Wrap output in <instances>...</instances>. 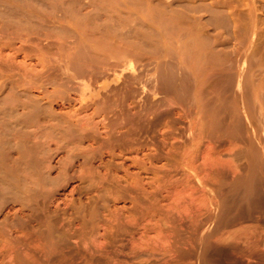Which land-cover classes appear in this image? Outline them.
<instances>
[{
    "label": "rangeland",
    "instance_id": "1",
    "mask_svg": "<svg viewBox=\"0 0 264 264\" xmlns=\"http://www.w3.org/2000/svg\"><path fill=\"white\" fill-rule=\"evenodd\" d=\"M263 22L264 0H0V264H264Z\"/></svg>",
    "mask_w": 264,
    "mask_h": 264
},
{
    "label": "bare ground",
    "instance_id": "2",
    "mask_svg": "<svg viewBox=\"0 0 264 264\" xmlns=\"http://www.w3.org/2000/svg\"><path fill=\"white\" fill-rule=\"evenodd\" d=\"M211 3H212V1H211ZM7 4H8V2H7ZM243 4H245V3H243ZM223 6H224V4H223ZM12 7H13V6H12ZM216 7H218V6H216ZM195 8H196V7H195ZM225 8H226V7H225ZM225 8H224V9H225ZM217 9H218V8H217ZM1 10H2V9H1ZM213 10H215V9H213ZM213 10H212V11H213ZM220 10H221V9H220ZM220 10H218V11H220ZM228 10H229V8H228ZM233 10H234V9H233ZM248 11H249V10H248ZM206 12H207V11H206ZM222 12H224V11H222ZM249 12H250V11H249ZM251 12L254 13L253 10H251ZM1 13H2V12H1ZM212 13H213V12H211V14H212ZM224 13H225V12H224ZM224 13H223V14H224ZM228 13H229V11H228ZM28 14H29V13H28ZM211 14H210V15H211ZM229 14L231 15V13H229ZM254 14H255V13H254ZM235 15H236V14H235ZM255 15H256V14H255ZM216 16H217V15H216ZM231 16H233V20H234V19H235L234 15H231ZM238 16H239V15H238ZM14 17H16V16H14ZM3 18H4V17H3ZM18 18H19V17H18ZM210 18H212V17H210ZM229 18H230V16H229ZM239 18H240V17H239ZM21 19H22V18H21ZM163 19H164V18H163ZM225 19H227V17H226ZM230 19H231V18H230ZM54 20H55V19H54ZM209 20H210V19H209ZM233 20L231 19V21H233ZM235 20H236V19H235ZM235 20H234V21H235ZM256 20H257V19H256ZM258 20H259V19H258ZM166 21H167V20H166ZM227 21H228V20H227ZM234 21H233V22H234ZM14 22H16V21H14ZM57 22H58V21H57ZM179 22H181V21H179ZM229 22H230V20H229ZM238 22H239V21H238ZM243 22H244V21H243ZM255 22H257V21H255ZM260 22H261V20H260ZM207 23H208V22H207ZM216 23H217V22H216ZM231 23H232V22H231ZM258 23H259V22H258ZM263 23H264V22H263ZM219 24H220V22H219ZM219 24H218V25H219ZM225 24H226V23H225ZM229 24H230V23H228V25H229ZM233 24H234V23H233ZM244 24H245V22H244ZM259 24H262V23H259ZM206 25H207V24H205L204 26H206ZM218 25L216 24V26H218ZM230 25H231V24H230ZM230 25H229V26H230ZM262 25H263V24H262ZM9 26H10V25H9ZM64 26H65V25H64ZM67 26H68V25H67ZM212 26H213V25H212ZM224 26H225V25H224ZM224 26H223V27H224ZM242 26H243V24H242ZM258 26H259V25H258ZM14 27H16V26H14ZM31 27H32V26H31ZM76 27H78V26H76ZM206 27H207V26H206ZM219 27H220V26H219ZM230 27H232V26H230ZM239 27H241V26L239 25ZM63 28H64V27H63ZM63 28H62V29H63ZM203 28H204V27H203ZM207 28H208V27H207ZM210 28H211V27H210ZM217 28H218V27H217ZM252 28H253V27H252ZM258 28H259V27H258ZM263 28H264V27H263ZM18 29H19V28H18ZM64 29L67 30V28H64ZM234 29H235V28H234ZM238 29H239V28H238ZM238 29H237V30H238ZM260 29H261V28H260ZM21 30H22V29H21ZM24 30H25V29H24ZM36 30H37V29H35V31H36ZM56 30H57V29H56ZM66 30H65V31H66ZM201 30H202V29H201ZM226 30H227V29H226ZM205 31H206V30H205ZM46 32H47V31H46ZM223 32H224V31H223ZM236 32H237V31H236ZM241 32H242V31H241ZM247 32H248V31H247ZM249 32H250V31H249ZM262 32H264V31L262 30ZM17 33H19V32H17ZM32 33H33V32H32ZM37 33H38V32H37ZM62 33H63V32H62ZM79 33H80V32H79ZM225 33H226V32H225ZM251 33H252V32H251ZM256 33H258V31H257ZM13 34H14V33H13ZM40 34H41V33H40ZM63 34H64V33H63ZM69 34H70V33H69ZM193 34H195V33H193ZM221 34H222V33H221ZM223 34H224V33H223ZM232 34H233V32H232ZM259 34H260V32H259ZM263 34H264V33H263ZM36 35H37V34H36ZM65 35H66V33H65ZM87 35H88V34H87ZM236 35H237V34H236ZM248 35H249V34H248ZM25 36H26V35H25ZM83 36H85V35H83ZM221 36H222V35H221ZM227 36H228V35H227ZM230 36H231V35H230ZM232 36H233V35H232ZM263 36H264V35H263ZM64 37H65V36H64ZM185 37H186V36H185ZM233 37H235V36H233ZM240 37H241V36H240ZM88 38H89V37H88ZM186 38H187V37H186ZM205 38H206V37H205ZM219 38H220V37H219ZM224 38H225V37H224ZM228 38H229V37H228ZM235 38H236V37H235ZM238 38H239V37H238ZM258 38H260V37L258 36ZM262 38H263V37H262ZM7 39H8V38H7ZM220 39H221V38H220ZM225 39H226V38H225ZM232 39H233V38H232ZM241 39H242V38H241ZM247 39H248V38H247ZM256 39H257V38H256ZM179 40H180V39H179ZM203 40H205V39L203 38ZM229 40H230V38H229ZM263 40H264V39H263ZM26 41H27V40H26ZM177 41H178V40H177ZM205 41H207V39H206ZM205 41H204V42H205ZM223 41H225V40H223ZM28 42H29V41H28ZM56 42H57V41H56ZM58 42H59V41H58ZM63 42H64V41H63ZM63 42H62V43H63ZM196 42H197V41H196ZM196 42H195V43H196ZM211 42H212V41H211ZM217 42H218V40H217ZM220 42H221V40H220ZM220 42H218V43H220ZM231 42H232V41H231ZM231 42H230V43H231ZM244 42H245V41H244ZM258 42H259V41H258ZM258 42L256 43V45L258 44ZM261 42H262V41H261ZM14 43H16V42H14ZM29 43H30V42H29ZM180 43H181V42H180ZM184 43H188V42H184ZM193 43H194V42H193ZM199 43H201V42H199ZM205 43H206V42H205ZM207 43H208V42H207ZM225 43H226V42H225ZM225 43H224V44H225ZM3 44H4V43H3ZM42 44H43V43H42ZM42 44H41V45H42ZM57 44H58V43H57ZM57 44H56V45H57ZM69 44H70V43H69ZM71 44H73V43H71ZM78 44H79V43H78ZM86 44H87V43H86ZM196 44H197V43H196ZM214 44H216V41H215ZM224 44H223V45H224ZM241 44H242V43H241ZM246 44H247V42H246ZM9 45H10V43H9ZM41 45H40V46H41ZM43 45H44V44H43ZM53 45H54V44H53ZM76 45H77V44H75V46H76ZM178 45H179V44H178ZM182 45H183V44H182ZM184 45H185V44H184ZM225 45H226V44H225ZM236 45H238V43H237ZM254 45H255V44H254ZM262 45H263V43H262ZM22 46H23V45H22ZM26 46H27V45H26ZM46 46H47V45H46ZM63 46H64V45H63ZM81 46H82V44H81ZM92 46H93V45H92ZM94 46H95V45H94ZM193 46H194V45H193ZM213 46H215V45H213ZM213 46H212V47H213ZM219 46H220V45H219ZM234 46H235V45H234ZM29 47H30V46H29ZM44 47H45V46H44ZM64 47H65V46H64ZM78 47H79V46H78ZM179 47H180V46H179ZM183 47H184V46H183ZM185 47H187V46H185ZM185 47H184V48H185ZM209 47H210V46H209ZM209 47H208V48H209ZM220 47H221V46H220ZM226 47H227V46H226ZM236 47H237V46H236ZM254 47H255V46H254ZM258 47H259V45H258ZM261 47H262V46H261ZM41 48H42V47H41ZM47 48H48V46H47ZM52 48H53V46H52ZM54 48H55V47H54ZM61 48H62V47H61ZM83 48H84V47H83ZM189 48H190V47H189ZM189 48H188V49H189ZM208 48H207V49H208ZM213 48H215V47H213ZM238 48H240V47H238ZM263 48H264V47H263ZM43 49H44V48H43ZM65 49H66V48H65ZM79 49H81V48L79 47ZM180 49H181V47H180ZM207 49H206V51H207ZM226 49H227V48H226ZM44 50H46V49H44ZM52 50L54 51V49H52ZM60 50H61V49H60ZM60 50L57 49V51H60ZM66 50H67V49H66ZM66 50H65V51H66ZM83 50H84V49H83ZM193 50H196V49H192V51H193ZM204 50H205V49H204ZM218 50H219V49H218ZM221 50H222V49H220L218 52H220ZM243 50H244V49H243ZM254 50H255V49H254ZM257 50H258V49H257ZM71 51H72V50H71ZM86 51H87V50H86ZM94 51H96V50H94ZM94 51H93V53H94ZM176 51H178V50H176ZM181 51H182V50H181ZM185 51H186V50H185ZM198 51H199V50H198ZM208 51H209V50H208ZM213 51H214V50H213ZM222 51H223V50H222ZM236 51H237V49H236ZM44 52H45V51H44ZM73 52H74V50H73ZM75 52H77V51H75ZM99 52H100V51H99ZM101 52H102V51H101ZM104 52H105V51H104ZM107 52H108V51H107ZM123 52H124V51H123ZM189 52H191V50H190ZM193 52H194V51H193ZM215 52H217V51H215ZM223 52H225V50H224ZM238 52H239V51H238ZM253 52H255V51H253ZM257 52H258V51H257ZM49 53H50V52H49ZM53 53H54V52H53ZM58 53H60V52H58ZM105 53H106V52H105ZM186 53H187V52H186ZM195 53H196V52H195ZM207 53H208V52H207ZM207 53H206V54H207ZM210 53H212V51H211ZM226 53H227V52H226ZM234 53H235V52H234ZM234 53H233V54H234ZM50 54H52V53H50ZM54 54H55V53H54ZM63 54H64V53H63ZM85 54H86V52H85ZM88 54H89V53H88ZM99 54H100V53H99ZM184 54H185V53H184ZM198 54H199V52H198ZM212 54H215V53H212ZM218 54H219V53H218ZM218 54H215V55L217 56ZM221 54H222V53H221ZM238 54H240V53H238ZM254 54H255V53H254ZM60 55H61V53H60ZM77 55H78V52H77ZM101 55H102V53H101ZM180 55H181V54H180ZM195 55H196V54H195ZM215 55H214V56H215ZM224 55H225V54H224ZM227 55H229V54H227ZM10 56H11V55H10ZM54 56H55V55H54ZM95 56H96V55H95ZM182 56H183V55H182ZM200 56H202V55H200ZM208 56H209V55H208ZM212 56H213V55H212ZM219 56H221V55H219ZM240 56H241V55H240ZM0 57H1V56H0ZM6 57H7V56H6ZM64 57H65V56H64ZM90 57H91V56H90ZM100 57H101V56H100ZM105 57H106V56H105ZM185 57L187 58V56H185ZM185 57H184V59H185ZM203 57H204V56H203ZM206 57H207V56H206ZM206 57H205V59H206ZM80 58H81V57H80ZM86 58H87V57H86ZM190 58H191V57H190ZM190 58H188V60H191ZM195 58H196V57H195ZM217 58H218V56L216 57V59H217ZM228 58H229V57H228ZM241 58H243V57H241ZM260 58H261V57H260ZM262 58H263V57H262ZM64 59H65V58H64ZM78 59H79V58H78ZM218 59H219V58H218ZM222 59H223V58H222ZM233 59H234V58H232V60H233ZM237 59H238V58H235V60H237ZM59 60H60V59H59ZM66 60H67V59H66ZM83 60H84V59H83ZM209 60H210V58H209ZM219 60H220V59H219ZM229 60H231V58H229ZM256 60H257V59H256ZM43 61H44V60H43ZM73 61H74V60H73ZM79 61H80V60H79ZM111 61H112V60H111ZM111 61L109 62V64L111 63ZM118 61H119V60H118ZM205 61H207V60H205ZM211 61L213 62V60H211ZM211 61H209V63H211ZM221 61H222V60H221ZM250 61H251V60H250ZM53 62H54V61H53ZM112 62H114V61H112ZM182 62H183V64H185L184 61H182ZM195 62H196V61H195ZM222 62H223V61H222ZM224 62H225V61H224ZM255 62H257V61H255ZM259 62H260V61H259ZM262 62H263V61H262ZM4 63H5V62H4ZM12 63H13V62H12ZM42 63H43V62H42ZM62 63H63V61H62ZM72 63H73V62H72ZM105 63H106V61H105ZM173 63H174V62H173ZM186 63H187V62H186ZM189 63H190V62H189ZM216 63H218V62H216ZM228 63H229V62H228ZM237 63H238V62H237ZM239 63H241V62H239ZM239 63H238V64H239ZM249 63H250V62H249ZM58 64H59V63H58ZM65 64H66V62H65ZM70 64H71V63H70ZM91 64H92V63H91ZM96 64H97V63H96ZM113 64H114V63H113ZM177 64H179V63L177 62ZM198 64H199V63H198ZM205 64H206V63H205ZM212 64H214V63H212ZM222 64H223V63H222ZM230 64H231V63H230ZM238 64H237V66H238ZM246 64H247V63H246ZM253 64H255V63H253ZM261 64H262V63H261ZM67 65H69V64H67ZM98 65H99V64H98ZM107 65H108V64H107ZM210 65H211V64H210ZM216 65H217V64H216ZM233 65H234V64H233ZM257 65H258V64H257ZM55 66H56V65H55ZM69 66H70V65H69ZM76 66H77V64H76ZM103 66H104V65H103ZM103 66H102V67H103ZM195 66H196V65H195ZM198 66H199V65H198ZM220 66H221V65H220ZM249 66H250V65H249ZM255 66H256V65H255ZM61 67H62V66H61ZM77 67H78V66H77ZM170 67H171V66H170ZM209 67H210V66H209ZM218 67H219V66H218ZM235 67H236V66H235ZM235 67H234V68H235ZM250 67H251V66H250ZM250 67H249V68H250ZM260 67H261V66H260ZM57 68H58V67H57ZM71 68H72V67H71ZM100 68H101V67H100ZM172 68H173V67H172ZM221 68H222V67H221ZM230 68H231V67H230ZM232 68H233V67H232ZM237 68H239V67H237ZM251 68H253V67H251ZM258 68H259V67H258ZM67 69H68V68H67ZM102 69H103V68H102ZM102 69H101V71H102ZM165 69H166V68H165ZM183 69H184V68H183ZM208 69H209V68H208ZM210 69H212V68H210ZM222 69H223V68H222ZM227 69H228V68H227ZM262 69H263V67H262ZM49 70H50V69H49ZM99 70H100V69H99ZM104 70H105V68H104ZM138 70H139V69H138ZM204 70H205V69H204ZM248 70H250V69H248ZM257 70H258V69H257ZM34 71H35V70H34ZM55 71H56V69H55ZM77 71H78V70H77ZM85 71H86V70H85ZM139 71H140V70H139ZM150 71H151V70H150ZM202 71H203V70H202ZM219 71H220V70H219ZM238 71H239V70H238ZM254 71H255V69H254ZM45 72H46V71H45ZM75 72H76V71H75ZM103 72H104V71H103ZM137 72H138V71H137ZM147 72H148V71H147ZM173 72H174V71H173ZM175 72H176V71H175ZM187 72H188V71H187ZM187 72H186V73H187ZM208 72H209V71H208ZM250 72H253V70H252V71L250 70ZM261 72H262V71H261ZM261 72L259 71V73H261ZM41 73H42V72H41ZM73 73H74V72H73ZM143 73H144V72H143ZM161 73H162V72H161ZM171 73H172V72H171ZM188 73H189V72H188ZM196 73H197V72H196ZM202 73H203V72H202ZM217 73H218V72H217ZM253 73H254V72H253ZM56 74H57V73H56ZM56 74H55V75H56ZM59 74H60V72H59ZM63 74H64V73H63ZM85 74H86V73H85ZM98 74H99V73H98ZM101 74H102V73H100V75H101ZM150 74H151V73H150ZM174 74H175V73H174ZM205 74H206V73H205ZM245 74H246V73H245ZM39 75H40V74H39ZM70 75H71V74H70ZM76 75H77V74H76ZM100 75H99V76H100ZM104 75H105V74H104ZM147 75H149V74H147ZM151 75H152V74H151ZM159 75H160V73H159ZM164 75H165V74H164ZM191 75H192V74H191ZM200 75H202V74L200 73ZM247 75H248V74H247ZM247 75H245V76H247ZM258 75H259V74H258ZM49 76H50V75H49ZM52 76H53V75H52ZM57 76H58V75H57ZM59 76H60V75H59ZM162 76H163V75H162ZM189 76H190V74H189ZM204 76H205V75H204ZM204 76H203V77H204ZM235 76H236V75H235ZM237 76H238V75H237ZM260 76H261V75H260ZM262 76H263V73H262ZM64 77H65V76H64ZM73 77H74V76H73ZM92 77H93V76H92ZM124 77H125V76H124ZM139 77H140V76H139ZM163 77H164V76H163ZM176 77H177V76H176ZM201 77H202V76H201ZM263 77H264V76H263ZM26 78H27V77H26ZM45 78H46V77H45ZM48 78H49V77H48ZM95 78H96V77H95ZM100 78H101V77H100ZM142 78H144V77H142ZM161 78H162V77H161ZM166 78H167V77H166ZM180 78H181V76H180ZM192 78H193V77H192ZM245 78H246V77H245ZM52 79H53V78H52ZM52 79H51V80H52ZM102 79H103V77H102ZM123 79H124V78H123ZM138 79H139V78H138ZM158 79H159V78H158ZM185 79H186V77H185ZM247 79H248V78H247ZM247 79H246V80L244 79V81H246V83H247ZM8 80H9V79H8ZM42 80H43V79H42ZM48 80H49V79H48ZM53 80H54V79H53ZM64 80H66V79H64ZM103 80H104V79H103ZM124 80H125V79H124ZM187 80H188V79H187ZM200 80H201V79H200ZM258 80H259V79H258ZM44 81H45V80H44ZM130 81H131V80H130ZM164 81H166V80H164ZM24 82H25V81H24ZM28 82H29V81H28ZM47 82H48V81H47ZM67 82H68V80H67ZM105 82H106V81H105ZM105 82H104V83H105ZM136 82H137V81H136ZM140 82H142V81H140ZM182 82H183V81H182ZM193 82H194V81H193ZM257 82H258V81H257ZM44 83H45V82H44ZM57 83H58V82H57ZM111 83H112V82H111ZM116 83H117V82H116ZM132 83L134 84V82H132ZM138 83H139V82H138ZM156 83H157V82H156ZM163 83H164V82H163ZM170 83H171V81H170ZM175 83H176V82H175ZM195 83H197V82H195ZM24 84H25V83H24ZM39 84H40V82H39ZM51 84H52V83H51ZM66 84H67V83H66ZM119 84H120V83H119ZM119 84H117V85H119ZM123 84H124V83H123ZM143 84H144V83H143ZM166 84H167V82H166ZM13 85H14V84H13ZM45 85H46V84H45ZM49 85H50V84H48V86H49ZM64 85H65V84H64ZM103 85H104V84H103ZM109 85H110V84H109ZM112 85H113V84H112ZM117 85H116V86H117ZM254 85H255V84H254ZM25 86H27V85H25ZM37 86H38V85H37ZM62 86H63V85H62ZM107 86H108V84H107ZM131 86H132V84H131ZM139 86H140V85H139ZM142 86H143V85H142ZM145 86H146V85H145ZM242 86H244V85H242ZM6 87H7V86H6ZM33 87H34V86H33ZM41 87H42V86H41ZM108 87H109V86H108ZM110 87H111V86H110ZM117 87H118V86H117ZM122 87H123V86H122ZM126 87H127V85H125L124 88H126ZM133 87H134V86H133ZM245 87H246V86H245ZM25 88H26V87H25ZM27 88H28V86H27ZM29 88H30V87H29ZM43 88H44V87H43ZM63 88H65V87H63ZM67 88H68V87H67ZM119 88H121V87H119ZM119 88H118V89H119ZM137 88H139V87H137ZM150 88H151V86H150ZM31 89H32V87H31ZM114 89H115V88H114ZM116 89H117V88H116ZM128 89H129V88H128ZM141 89L143 90V88H141ZM195 89H196V88H195ZM257 89L259 90V88H257ZM37 90H38V89H37ZM67 90H68V89H67ZM104 90H105V89H104ZM109 90H110V89H109ZM130 90H131V88H130ZM133 90H134V89H133ZM142 90H141V91H142ZM145 90H147V89H145ZM145 90H143V91H145ZM262 90H263V89H262ZM113 91H114V90H113ZM113 91H112V92H113ZM115 91H117V90H115ZM120 91H121V89H120ZM143 91H142V92H143ZM102 92H103V91H102ZM123 92H124V91H123ZM130 92H134V91H130ZM136 92H137V91H136ZM138 92H139V90H138ZM261 92H262V91H261ZM125 93H126V92H125ZM128 93H129V92H128ZM128 93H127V94H128ZM252 93H253V92H252ZM259 93H260V92H259ZM118 94H120V93H118ZM131 94H133V93H131ZM136 94H137V93H136ZM31 95H32V94H31ZM115 95H116V94H115ZM115 95H114V96H115ZM133 95H134V94H133ZM137 95H138V94H137ZM140 95H141V94H140ZM253 95H254V94H253ZM120 96H122V95H120ZM142 96H143V95H142ZM258 96H259V95H258ZM115 97H116V96H115ZM117 97H118V96H117ZM123 97H125V96H123ZM127 97H128V96H127ZM120 98H121V97H120ZM252 98H253V97H252ZM262 98H263V96H262ZM105 99H106V98H105ZM116 99H117V98H116ZM118 99H119V98H118ZM123 99L125 100V98H123ZM256 99H257V98H256ZM121 100H122V99H121ZM127 100H128V99H127ZM261 100H263V99H261ZM100 101H101V100H100ZM111 101H112V100H111ZM113 101H114V100H113ZM116 101H119V100H116ZM114 102H115V101H114ZM114 102H113V103H114ZM124 102H125V101H124ZM139 102H140V101H139ZM101 104H103V103H101ZM101 104H100V106H101ZM107 104H109V103H107ZM110 104H111V103H110ZM110 104H109V105H110ZM103 105H104V104H103ZM140 106H141V105H140ZM141 107H142V106H141ZM100 108H104V107H100ZM111 108H112V107H111ZM117 108H118V107H117ZM117 108H116V109H117ZM120 109H121V108H120ZM98 112H99V111H98ZM117 112H118V110H117ZM29 115H30V114H29ZM8 116H9V115H8ZM0 117H1V116H0ZM28 117H29V116H28ZM52 118H53V117H52ZM54 118H56V117H54ZM2 119H3V118H2ZM50 119H51V118H50ZM30 120H31V118H30ZM25 121H26V120H25ZM49 121H51V120H49ZM59 121H60V120H59ZM59 121H57V122H59ZM27 122H28V120H27ZM31 122H32V121H31ZM51 122H52V121H51ZM29 123H30V122H29ZM47 123H48V122H47ZM23 124H24V123H22V125H23ZM25 124H26V122H25ZM53 124H54V123H53ZM59 124H60V123H59ZM27 125H28V124H26V126H27ZM29 125H30V124H29ZM54 125H55V124H54ZM54 125H53V126H54ZM62 125H63V124H62ZM13 126H14V125H13ZM31 126H32V125H31ZM31 126H30V127H31ZM41 126H42V125H41ZM71 126H72V124H71ZM22 127H23V126H22ZM28 127H29V126H28ZM30 127H29V128H30ZM36 127H37V126H36ZM50 127H52V126H50ZM9 129H10V128H9ZM26 129H27V128H26ZM43 129H44V128H43ZM48 129H49V128H48ZM13 130H14V129H13ZM63 130H64V129H63ZM19 131H20V130H19ZM26 131H27V130H26ZM51 131H52V129H51ZM44 132H45V131H44ZM23 133H24V132H23ZM32 133H33V130H32ZM7 134H8V133H7ZM51 134H52V133H51ZM58 134H59V133H58ZM8 135H9V134H8ZM2 136H3V135H2ZM9 136H10V135H9ZM25 136H26V135H25ZM35 136H36V135H35ZM50 136H51V135H50ZM82 136H83V135H82ZM6 137H7V136H6ZM26 137H27V136H26ZM36 137H37V136H36ZM51 137H52V136H51ZM52 138H54V137H52ZM58 138H59V137H58ZM62 138H63V137H62ZM1 139H2V138H1ZM9 139H10V138H9ZM21 139H22V138H21ZM38 139H39V138H38ZM49 139H51V138H49ZM2 141H3V140H2ZM4 141H5V140H4ZM8 142H9V141H8ZM12 142H13V141H12ZM20 142H21V141H20ZM41 142H42V141H41ZM47 142H48V141H47ZM53 142H54V141H53ZM1 143H3V142H1ZM36 143H37V142H36ZM5 144H6V142H5ZM7 145H8V144H7ZM43 145H44V144H43ZM0 146H1V145H0ZM3 147H4V146H3ZM1 149H2V148H1ZM1 149H0V150H1ZM5 149H6V147H5ZM2 152H4V151H2ZM26 153H27V152H26ZM3 154H4V153H3ZM12 154H13V153H12ZM28 154H29V153H28ZM48 154H49V153H48ZM51 156H52V155H51ZM48 157H49V156H48ZM16 158H17V157H16ZM31 158H32V157H31ZM31 158H30V160H31ZM34 158H35V157H34ZM40 158H41V157H40ZM46 158H47V156H46ZM46 158H45V159H46ZM11 159H12V158H11ZM4 160H5V158H4ZM12 161H13V160H12ZM41 161H42V159H41ZM48 161H49V160H48ZM50 161H51V160H50ZM14 162H16V161H14ZM32 162L34 163L33 160H32ZM35 162H36V161H35ZM5 163H6V162H5ZM20 163H21V162H20ZM36 163H37V162H36ZM51 163H52V162H51ZM1 164H2V163H1ZM13 164H14V163H13ZM9 165H10V164H9ZM11 166H12V165H11ZM45 166H46V165H45ZM50 166H52V165H50ZM0 167H1V166H0ZM37 167H39V166H37ZM52 167H53V166H52ZM9 168H10V167H9ZM18 168H19V167H18ZM48 168H49V167H48ZM1 169H2V168H1ZM11 169H12V168H11ZM32 169H34V167H32ZM37 169H38V168H37ZM52 169H53V168H52ZM9 170H10V169H9ZM14 170H16V168H14ZM64 170H65V169H64ZM16 171H17V170H16ZM40 171H41V170H40ZM43 171H44V170H43ZM43 171H42V172H43ZM45 171H46V170H45ZM4 172H5V170H3V173H4ZM11 172H12V171H11ZM13 172H14V171H13ZM26 173L28 174V172H26ZM34 173H35V172H34ZM34 173H33V174H34ZM59 173H60V172H59ZM6 174H8V173L5 172L4 175H6ZM37 174H38V173H37ZM61 174H62V173H61ZM45 175H46V174H45ZM10 176H11V175H10ZM10 176H9V177H10ZM24 176H25V175H24ZM42 176H44V175L42 174ZM9 177H8V175H7V179H8ZM36 177H37V176H36ZM45 177H46V176H45ZM60 177H61V176H60ZM2 178H4V177L2 176ZM12 178H13V177H12ZM27 178H28V180H29V176H28ZM7 179H6V176H5V179H3V180L8 181L9 179H8V180H7ZM17 179H18V178H17V176H16V180H17ZM20 179H21V178H20ZM23 179H24V178H23ZM25 179H26V178H25ZM25 179H24V180H25ZM53 179H54V177H53ZM1 180H2V179H1ZM3 180H2V181H3ZM28 180H25V181H28ZM43 180H44V179H43ZM8 182H9V181H8ZM17 182H18V181H17ZM20 182H21V185H22V183H24L23 181H20ZM20 182H19V185H18V183H17V185L19 186V187L16 186L17 188H20ZM28 182H29V181H28ZM36 182H37V181H36ZM2 184H3V183H2ZM5 184H6V183H5ZM14 185H16V181H15V184H14ZM23 185H25V184H23ZM28 186H29V185H28ZM5 187H7V185H5ZM10 187H11V185H10ZM10 187H8V188H6V189H9ZM52 187H53V185H52ZM11 188H12V187H11ZM22 188H23V186H22ZM27 188H28V187H27ZM40 188H41V187H40ZM16 190H17V189H16ZM27 190H28V189H27ZM31 190H32V189H31ZM9 191H10V190H9ZM11 192H12V191H11ZM18 192H19V191H18ZM48 192H49V190H48ZM2 193H4V192H2ZM7 193H8V192H7ZM7 193H6V194H7ZM9 193H10V192H9ZM25 193H26V192H25ZM28 194H30V193H28ZM40 194H41V193H40ZM4 195H5V193H4ZM4 195H3V196H4ZM8 195H9V194H8ZM17 196H18V195H17ZM23 196H24V195H23ZM14 197H16V196H14ZM24 197H25V196H24ZM25 198H27V197H25ZM29 198H31V197H29ZM5 199H6V198H5ZM13 199H14V198H13ZM21 199H22V197H21ZM11 200H12V199H11ZM29 200H30V199H29ZM14 201H16V200H14ZM18 201H19V200H18ZM31 201H32V200H31ZM23 202H24V201H23ZM23 202H22V203H23ZM32 202H33V201H32ZM12 203H13V201H12ZM14 203H17V201L14 202ZM6 204H7V202H6ZM28 204H29V203L27 202V205H28ZM30 204H31V203H30ZM4 205H5V204H4ZM23 205H24V204H23ZM25 206H26V205H25ZM32 206H33V205H32ZM6 207H7V206H6ZM29 207H30V205H29ZM33 207H34V206H33ZM22 209H23V208H22ZM24 210H25V209H24ZM28 210H29V209H28ZM28 210H27V211H28ZM37 213H38V212H37ZM34 214H35V212H34ZM34 214H33V215H34ZM13 217H14V216H13ZM25 217H26V216H25ZM34 218H35V217H34ZM47 219H48V218H47ZM5 220H6V219H5ZM17 220H18V219H17ZM30 220H32V219H30ZM30 220H29V221H30ZM2 221H3V220H2ZM33 221H34V220H33ZM9 222H10V221H9ZM16 222H17V221H16ZM3 223H4V222H3ZM10 223H12V222H10ZM42 223H43V222H42ZM24 224H25V220H24ZM30 224H31V223H30ZM40 225H42V224H40ZM4 226H5V225H4ZM9 226H10V225H9ZM9 226H8V227H9ZM45 226H46V225H45ZM51 226H52V225H51ZM11 227L13 228V226H11ZM17 227H18V226H17ZM49 227H50V226H49ZM4 229H6V227H5ZM45 229H46V227H45ZM47 229H48V228H47ZM40 231H41V229H40ZM21 232H22V231H21ZM42 232H43V231H42ZM22 233H23V232H22ZM22 233H21V234H22ZM23 234H24V233H23ZM23 236H24V235H23ZM28 236H29V235H28ZM0 238H1V237H0ZM41 238H42V237H41ZM43 240H44V239H43ZM56 244H57V243H56Z\"/></svg>",
    "mask_w": 264,
    "mask_h": 264
}]
</instances>
